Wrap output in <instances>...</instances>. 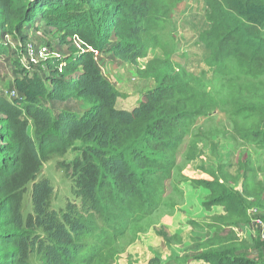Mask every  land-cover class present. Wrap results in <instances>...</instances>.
Returning <instances> with one entry per match:
<instances>
[{"label":"trees","instance_id":"trees-1","mask_svg":"<svg viewBox=\"0 0 264 264\" xmlns=\"http://www.w3.org/2000/svg\"><path fill=\"white\" fill-rule=\"evenodd\" d=\"M151 8L147 0H0V57L10 59L5 42L20 40L30 24L69 38L47 44L50 59L14 76L11 98L0 94V264H106L113 258L107 254L110 243L170 195L164 189L176 171V150L205 110L234 122L227 135L220 131L223 140L254 142L252 149L264 150L263 99L243 85L252 73L264 75V0H205L204 18L220 26L205 31L204 40L210 43L207 36L213 34L223 41L214 51L207 48V66L210 80L226 85L221 88L225 94L214 93L206 73L164 72L156 60L147 65L149 74L140 73L155 81L145 101L131 111L120 110L118 93L102 75L97 56L136 63L142 56L143 23L156 19L153 29L169 10L164 2ZM234 20L244 24L234 27ZM227 59L237 66L229 69ZM71 101L77 111L55 108ZM253 119L256 125L246 124ZM197 156L192 149L188 159ZM250 160H239L236 176L225 171L229 161L216 169L201 168L210 178L193 182L208 194L202 205L208 211L221 207L224 213L194 222L206 230L204 243L179 264H264V241L251 224L254 219L264 224V187H250ZM52 161L68 185L59 209L54 208V186L42 174ZM239 179L241 189H235ZM252 209L260 215H250ZM237 226L246 227L248 238L237 237ZM96 231L97 245L91 237L86 246L84 237ZM102 241L109 244L100 246Z\"/></svg>","mask_w":264,"mask_h":264},{"label":"rangeland","instance_id":"rangeland-1","mask_svg":"<svg viewBox=\"0 0 264 264\" xmlns=\"http://www.w3.org/2000/svg\"><path fill=\"white\" fill-rule=\"evenodd\" d=\"M147 2L151 10H154L151 5L158 4V2H164L166 6L168 5L169 10L165 17L157 20L153 29L152 23L156 19L151 21L152 17H150L148 22L143 23L144 30L140 45L142 56L140 59L136 63L130 64L108 54L97 56V65L102 71V75L118 93L116 108L131 111L142 101H145V92L155 86V81L143 78L140 73L145 72L147 65L156 60L161 62V66L165 68L162 69L164 72L173 70L182 73L185 71L187 75L195 77L206 73L205 81L211 85L214 93L225 94L226 89L221 90V88L226 85L221 84L222 82L211 81V71L207 66L209 51L216 50L223 41L216 39L213 34L207 36L210 43L204 40L205 31L211 30L214 26H216L214 27L216 30L220 26H217V21H214L213 26L212 21L208 22L204 18L205 0H147ZM150 15L154 14L150 13ZM236 23L234 20L231 24L234 27H238V23L244 24L239 20ZM36 25L38 23L28 25L32 27L26 28L20 40L9 38L5 42L11 53L9 60L0 57V94L6 98L12 97V93L9 91L10 84L14 76L23 71V67L30 70L33 68V63L36 64L51 58L47 44L53 46L61 40L69 42V38L63 33L57 32L56 29L35 28ZM235 32L240 31L235 30ZM261 36L264 38V28L261 29ZM61 44L63 45L64 42ZM61 49L67 50L66 47H61ZM218 50L225 52L224 49L218 48ZM63 55L68 56L65 57L66 60L70 59L71 55L67 53ZM14 60L20 63L18 67L13 65ZM225 62L229 69H234L237 66L236 62L231 59H227ZM220 65L222 66V64ZM46 73L49 72L46 71ZM146 73L149 74L147 71ZM243 85L249 88L247 90L253 92L254 95L259 98L261 96L263 99L261 106H264V75L252 73L245 78ZM224 101L229 102L228 100ZM74 102L67 103L69 105L60 103L55 108L77 111ZM212 111L213 113L205 110L201 117L194 119V122L189 125L185 139L176 150V171L174 170L172 180L165 183L164 189L170 195L163 196L165 198L163 204L159 203L151 216L138 224H133L127 235L110 243L107 254L113 258L108 259L106 264H179V261L186 260L191 253L201 250L204 243L201 241L204 239L201 234L206 230L202 231L200 228H196L194 222H209L212 216L224 213L221 207H213L208 211L202 205V202L208 199V194L204 189H197L193 186V182L197 179H210L209 175H202V169H216L222 163L229 165V161L231 166L225 170L226 173L230 176L240 175L239 160L242 157L251 156L247 173L252 179L249 183L250 187L253 189L258 184L264 187V150L252 149L254 142L243 145L240 140L239 142L223 140L220 131L223 129L227 135L228 132H231L234 122L227 115H222L216 110ZM236 121L239 120L236 119ZM261 122H264V114ZM253 123L256 125L258 120L253 119L246 122L247 125ZM192 149L196 150V155H198L194 160L188 159ZM72 158L73 155L67 157L66 162L71 161ZM55 169L52 161L45 165L42 174L54 186L56 193L54 208L59 209L64 206L68 197V185L63 173ZM241 178L242 176H240ZM240 179L233 185L236 186L235 189H241ZM176 188L179 193L175 191ZM157 193H160V190ZM252 211L249 213L250 215L256 217L260 215L259 211L256 212L254 209ZM118 224L115 223V225ZM253 228L255 232L258 229L254 225ZM258 230L261 240L264 241V227ZM234 231L238 238H248L249 236V231L245 226H237ZM99 235L98 231L92 235L88 234L84 237L83 243L87 246L90 243L89 239L94 237L96 240L92 244L97 245ZM108 244L109 241H102L100 246L106 247ZM82 255H86V248Z\"/></svg>","mask_w":264,"mask_h":264},{"label":"built area","instance_id":"built-area-1","mask_svg":"<svg viewBox=\"0 0 264 264\" xmlns=\"http://www.w3.org/2000/svg\"><path fill=\"white\" fill-rule=\"evenodd\" d=\"M251 212H253V211H251ZM251 224L258 227V228L264 227L263 222L259 219H254Z\"/></svg>","mask_w":264,"mask_h":264},{"label":"clouds","instance_id":"clouds-1","mask_svg":"<svg viewBox=\"0 0 264 264\" xmlns=\"http://www.w3.org/2000/svg\"><path fill=\"white\" fill-rule=\"evenodd\" d=\"M209 57V56H208Z\"/></svg>","mask_w":264,"mask_h":264}]
</instances>
